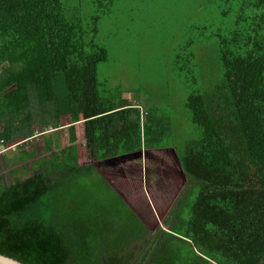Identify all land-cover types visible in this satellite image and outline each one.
Returning <instances> with one entry per match:
<instances>
[{"label":"trees","instance_id":"16d2710c","mask_svg":"<svg viewBox=\"0 0 264 264\" xmlns=\"http://www.w3.org/2000/svg\"><path fill=\"white\" fill-rule=\"evenodd\" d=\"M237 1L234 24L216 35L221 84L187 98L200 135L176 149L187 184L162 215L144 170L126 159L175 149L171 122L143 115L121 87L101 93V17L87 25L61 0H0V141L19 149L14 166L26 163L10 174L31 172L0 182L1 255L23 264H264V0ZM192 44L175 56L181 71L198 66ZM36 126L48 132L39 159L29 151ZM138 214L148 224L160 215L168 230L158 219L151 232Z\"/></svg>","mask_w":264,"mask_h":264},{"label":"rangeland","instance_id":"374dc122","mask_svg":"<svg viewBox=\"0 0 264 264\" xmlns=\"http://www.w3.org/2000/svg\"><path fill=\"white\" fill-rule=\"evenodd\" d=\"M61 1L69 16H78L87 25H91L92 17H101L95 40L109 53L108 61L99 66L101 93L110 97L121 87L124 98L138 105L143 115L149 110L166 116L171 122L170 142L175 149L151 153L143 150L141 157L126 159L130 160L127 165L135 169L139 164L144 170L143 175L150 181V187H154L156 203L164 215L187 184L176 151L200 135L186 109L187 98L198 91L209 93L221 84L224 70L218 51L220 40L216 35L234 24L239 11L238 1L114 0L110 7L100 0ZM191 42L194 44L188 51L196 54L198 66L181 71L174 65L175 56L180 47ZM42 131V127H35L36 135L29 145V151L36 152L37 159L48 155L44 141L48 132ZM59 144L61 148L70 145L68 127L59 132ZM10 152L0 153V182L3 184H10L17 178L25 179L31 174L28 172L25 177L22 171L16 176L10 174L8 169L17 160L15 157L4 159ZM18 152L16 148L11 154ZM157 180L163 183L164 189ZM157 217L156 223L159 219L158 224L168 230L162 224L161 216L157 214ZM143 221L151 232L156 231L155 221L153 224ZM141 246L138 244L134 248L138 250Z\"/></svg>","mask_w":264,"mask_h":264},{"label":"water","instance_id":"95a60500","mask_svg":"<svg viewBox=\"0 0 264 264\" xmlns=\"http://www.w3.org/2000/svg\"><path fill=\"white\" fill-rule=\"evenodd\" d=\"M121 197L125 200V202H127L124 196L121 195ZM0 264H23V263L0 254Z\"/></svg>","mask_w":264,"mask_h":264},{"label":"crops","instance_id":"0c3cea01","mask_svg":"<svg viewBox=\"0 0 264 264\" xmlns=\"http://www.w3.org/2000/svg\"><path fill=\"white\" fill-rule=\"evenodd\" d=\"M55 131H53V132H51V133H54ZM30 141H32V139L30 140ZM64 148V147H63ZM16 150V148L14 149V150H12V151H15ZM12 151L10 152V154H8L7 156H5V158H7V160H9L10 158H12V157H15V158H19V152H18V154H11L12 153ZM24 165H26V163H23V164H20V165H18V166H13L12 164H11V167L8 169V170H10L9 172H11L13 169H17L18 167H23ZM19 169V168H18Z\"/></svg>","mask_w":264,"mask_h":264},{"label":"built area","instance_id":"2783aa9c","mask_svg":"<svg viewBox=\"0 0 264 264\" xmlns=\"http://www.w3.org/2000/svg\"><path fill=\"white\" fill-rule=\"evenodd\" d=\"M1 131V128H0ZM10 149H6L3 145L2 142L0 141V153H2V155L5 153H7Z\"/></svg>","mask_w":264,"mask_h":264}]
</instances>
